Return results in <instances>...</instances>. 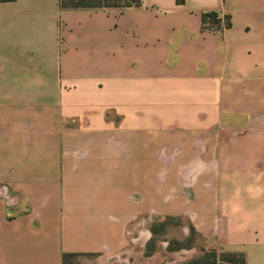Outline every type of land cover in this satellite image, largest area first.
I'll list each match as a JSON object with an SVG mask.
<instances>
[{"label": "crops", "instance_id": "1", "mask_svg": "<svg viewBox=\"0 0 264 264\" xmlns=\"http://www.w3.org/2000/svg\"><path fill=\"white\" fill-rule=\"evenodd\" d=\"M140 3L0 2V264H135L152 216L264 264V0Z\"/></svg>", "mask_w": 264, "mask_h": 264}, {"label": "rangeland", "instance_id": "2", "mask_svg": "<svg viewBox=\"0 0 264 264\" xmlns=\"http://www.w3.org/2000/svg\"><path fill=\"white\" fill-rule=\"evenodd\" d=\"M215 249L212 243L192 233L188 219L179 217H150L148 240L140 253L131 257L135 264H180L202 254L204 250ZM139 251V250H137ZM68 264H96L90 257L77 256Z\"/></svg>", "mask_w": 264, "mask_h": 264}, {"label": "trees", "instance_id": "3", "mask_svg": "<svg viewBox=\"0 0 264 264\" xmlns=\"http://www.w3.org/2000/svg\"><path fill=\"white\" fill-rule=\"evenodd\" d=\"M15 0H0V2H13ZM178 4H182L184 0H176ZM140 0H60V7L65 9L78 8H126L130 6H140ZM225 27L230 28L231 21L229 17H225ZM202 23L206 25L211 23L215 25L218 31L221 28V20L217 13H205L202 15ZM192 233L196 232L192 228ZM199 236V235H198ZM201 237V236H200ZM204 238V237H203ZM205 239V238H204ZM75 254H64L62 264H68L72 258L77 257ZM180 264H245L243 254L233 252L218 253L215 249L204 250L201 255L180 263Z\"/></svg>", "mask_w": 264, "mask_h": 264}, {"label": "built area", "instance_id": "4", "mask_svg": "<svg viewBox=\"0 0 264 264\" xmlns=\"http://www.w3.org/2000/svg\"><path fill=\"white\" fill-rule=\"evenodd\" d=\"M218 16L221 20V25H222L221 28L219 29V31H222V30L226 29V27H225V23H226L225 16L222 14H219Z\"/></svg>", "mask_w": 264, "mask_h": 264}]
</instances>
